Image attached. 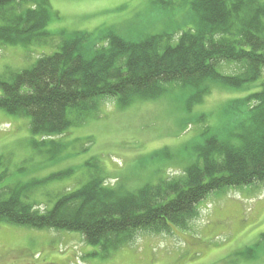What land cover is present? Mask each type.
Wrapping results in <instances>:
<instances>
[{
  "label": "trees",
  "instance_id": "16d2710c",
  "mask_svg": "<svg viewBox=\"0 0 264 264\" xmlns=\"http://www.w3.org/2000/svg\"><path fill=\"white\" fill-rule=\"evenodd\" d=\"M168 2L169 29L134 39L112 28L73 31L30 67L6 69L0 73V110L28 118L31 133L49 138L97 116L107 99L124 107L176 85L195 89L201 101L211 83L247 89L261 78L264 0ZM50 11L48 0H0V42L46 43ZM222 63L237 71H222ZM224 110L230 122L217 132L202 130L196 161L179 176L127 192L95 174L44 211L24 199V187L0 186V222L77 231L104 257L141 233L184 230L208 195L264 188V89L228 100Z\"/></svg>",
  "mask_w": 264,
  "mask_h": 264
},
{
  "label": "rangeland",
  "instance_id": "374dc122",
  "mask_svg": "<svg viewBox=\"0 0 264 264\" xmlns=\"http://www.w3.org/2000/svg\"><path fill=\"white\" fill-rule=\"evenodd\" d=\"M48 2L46 43L0 42V73L30 67L73 31L112 28L134 39L172 25L168 0ZM221 69L237 71L226 63ZM262 89L264 70L247 89L211 83L201 101L195 89L176 85L155 99L137 98L124 107L107 99L97 116L49 138L31 133L28 118L0 110V186L24 187V199L44 211L59 194L78 189L95 174L108 187L127 192L179 176L195 163L202 130L217 132L230 122L224 110L228 100ZM98 251L77 231L0 222V264H264V188L212 193L199 202L198 215L186 229L141 233L106 257Z\"/></svg>",
  "mask_w": 264,
  "mask_h": 264
}]
</instances>
